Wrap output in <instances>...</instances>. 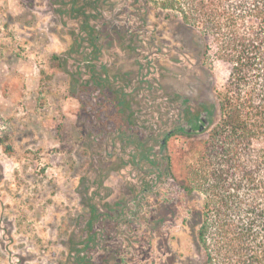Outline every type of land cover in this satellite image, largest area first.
<instances>
[{
  "label": "rangeland",
  "instance_id": "obj_1",
  "mask_svg": "<svg viewBox=\"0 0 264 264\" xmlns=\"http://www.w3.org/2000/svg\"><path fill=\"white\" fill-rule=\"evenodd\" d=\"M84 10L90 35L62 0H0V264H200L178 180L207 134L182 127L227 68L140 0Z\"/></svg>",
  "mask_w": 264,
  "mask_h": 264
},
{
  "label": "trees",
  "instance_id": "obj_2",
  "mask_svg": "<svg viewBox=\"0 0 264 264\" xmlns=\"http://www.w3.org/2000/svg\"><path fill=\"white\" fill-rule=\"evenodd\" d=\"M89 1L62 0L74 17L83 16L86 35ZM140 1L190 27L211 69L227 68L213 88V110L198 114L206 112L209 125L186 131L207 135L190 140L178 180L187 196L200 198L194 211L200 264H264V0ZM120 97L113 99L118 106Z\"/></svg>",
  "mask_w": 264,
  "mask_h": 264
},
{
  "label": "flooded vegetation",
  "instance_id": "obj_3",
  "mask_svg": "<svg viewBox=\"0 0 264 264\" xmlns=\"http://www.w3.org/2000/svg\"><path fill=\"white\" fill-rule=\"evenodd\" d=\"M198 114L193 115L189 120H186L187 124L183 126L182 128L185 130H195L197 126L199 125V120L197 119Z\"/></svg>",
  "mask_w": 264,
  "mask_h": 264
},
{
  "label": "water",
  "instance_id": "obj_4",
  "mask_svg": "<svg viewBox=\"0 0 264 264\" xmlns=\"http://www.w3.org/2000/svg\"><path fill=\"white\" fill-rule=\"evenodd\" d=\"M205 114H206V112L201 111V113H200V115H199V116L203 119L204 123H201V124L198 126V128L195 129V130H186V131H188V132H193V131L200 132V131L204 130V129L209 125V121L205 118ZM170 133H171V132H169V134H170ZM163 142H164V140H163Z\"/></svg>",
  "mask_w": 264,
  "mask_h": 264
}]
</instances>
